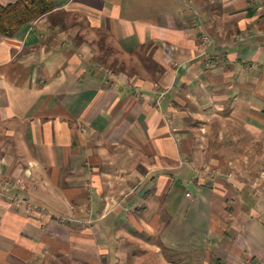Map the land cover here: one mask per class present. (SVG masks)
<instances>
[{
  "label": "crops",
  "instance_id": "crops-1",
  "mask_svg": "<svg viewBox=\"0 0 264 264\" xmlns=\"http://www.w3.org/2000/svg\"><path fill=\"white\" fill-rule=\"evenodd\" d=\"M55 2L0 33V264H264V0Z\"/></svg>",
  "mask_w": 264,
  "mask_h": 264
},
{
  "label": "trees",
  "instance_id": "trees-1",
  "mask_svg": "<svg viewBox=\"0 0 264 264\" xmlns=\"http://www.w3.org/2000/svg\"><path fill=\"white\" fill-rule=\"evenodd\" d=\"M55 0H16L0 5V33L14 36L25 24L53 11Z\"/></svg>",
  "mask_w": 264,
  "mask_h": 264
},
{
  "label": "rangeland",
  "instance_id": "rangeland-1",
  "mask_svg": "<svg viewBox=\"0 0 264 264\" xmlns=\"http://www.w3.org/2000/svg\"><path fill=\"white\" fill-rule=\"evenodd\" d=\"M186 184L187 183H185V186H186ZM189 189H191V191H192V188H189ZM193 192V191H192ZM63 221H65V220H63ZM253 221H254V219H253ZM255 224H257L258 226L259 225H261V226H263V228H264V223L260 220V219H256L255 218ZM87 224H89V222H87ZM206 224V223H205ZM221 225L222 226H224L225 224L223 223V220L221 221ZM205 227H206V225H204ZM219 226H217V228H218ZM214 236H216V235H214ZM185 237H186V235H185ZM192 238L194 237V235L192 234V236H191ZM200 237V238H199ZM198 237V240L199 239H201L200 241H201V244H202V242L204 241V239H203V237H202V235L201 236H199ZM255 237V235L253 234V238ZM194 240H197V235H195V237H194ZM197 240V241H198ZM257 243H259L260 245H263L264 246V239H262V240H255ZM202 252V249L201 248H199V249H197V250H188V251H186L185 253H184V257L182 258L183 259V264H199V260L197 259V254H200ZM212 264L214 263V261L213 262H211ZM214 264H217V262H215Z\"/></svg>",
  "mask_w": 264,
  "mask_h": 264
},
{
  "label": "built area",
  "instance_id": "built-area-1",
  "mask_svg": "<svg viewBox=\"0 0 264 264\" xmlns=\"http://www.w3.org/2000/svg\"><path fill=\"white\" fill-rule=\"evenodd\" d=\"M138 93V91H137ZM21 190H25L26 189V185L22 180H17L15 183ZM14 202L16 204H25L27 206L28 210H35V206H33L26 198L24 197H17L15 199H13Z\"/></svg>",
  "mask_w": 264,
  "mask_h": 264
}]
</instances>
